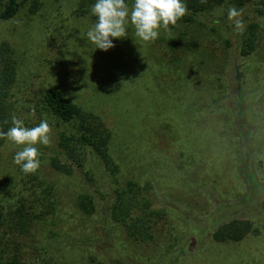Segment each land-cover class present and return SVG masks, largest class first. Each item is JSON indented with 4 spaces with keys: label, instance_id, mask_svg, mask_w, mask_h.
<instances>
[{
    "label": "rangeland",
    "instance_id": "1",
    "mask_svg": "<svg viewBox=\"0 0 264 264\" xmlns=\"http://www.w3.org/2000/svg\"><path fill=\"white\" fill-rule=\"evenodd\" d=\"M68 1L45 5L33 19L22 13L0 21V41L13 46L18 61L13 90L21 99L17 117L27 127L42 119L52 125L50 144L38 145L41 167L32 174L13 162L22 146L5 138L0 214L22 195L34 199L32 210L44 211L38 216V244L65 264H260L264 31L258 34L256 49L240 56L242 34L227 18L230 7L223 6L203 15L202 24L190 30L198 38L193 52L172 49L163 29L154 43L145 44L134 37L131 25L128 36L102 51L86 35L95 20L73 16ZM242 9L246 27L259 21L264 28V18L255 16L250 6ZM235 67L241 71L243 100ZM47 84L107 120L111 151L120 166L116 176L92 160L86 172L66 175L51 168L49 159L61 152L60 126L37 104ZM243 169L253 172L256 182L245 178ZM128 180L143 187L148 183L142 194L164 212L147 240L129 236L110 215L114 189ZM83 194L92 199L91 213L77 204ZM232 218L250 219L260 233L237 242L215 241L212 233L219 223ZM51 232L60 236L57 245L48 239ZM14 240L27 249L28 257V238Z\"/></svg>",
    "mask_w": 264,
    "mask_h": 264
},
{
    "label": "trees",
    "instance_id": "2",
    "mask_svg": "<svg viewBox=\"0 0 264 264\" xmlns=\"http://www.w3.org/2000/svg\"><path fill=\"white\" fill-rule=\"evenodd\" d=\"M54 1L0 0V21H12L22 13L26 19H33L34 16L42 13L45 5L50 6ZM94 2L95 0L68 1L73 16L79 18L91 16L95 20L91 14V6ZM128 2L131 4L132 0ZM186 3L189 12L175 26H169L170 30H165L171 37L168 41L169 46L172 49L180 47L184 52H193L198 47V38L191 34L190 30L199 27L202 24V16L217 7L235 6L242 9L250 6L255 16L264 18V0H204V2L186 0ZM262 31L264 28L259 21L248 23L239 45L240 56L248 57L256 49L259 43L258 34ZM17 74L18 61L13 46L6 40L0 41V131L6 132L12 126L11 117L18 116V110H20L19 100L21 99L13 91L17 83ZM235 75L236 89L240 100H243L239 67H235ZM39 100L40 102L37 103ZM39 100H34L35 104L41 103L60 126L57 132V144L61 152L49 159L51 168L66 175L74 170L86 172V163L92 160L99 162L113 176L119 173V163L111 151L112 130L105 118L64 96L56 85L43 86L39 91ZM237 116L240 121V114ZM241 124H243L242 121ZM4 141L5 138H0V157ZM61 154L65 160L61 159ZM242 173L245 178L256 182L253 172L247 173L246 169H243ZM256 185L258 186L257 183ZM146 186H141L135 180H128L125 186L114 189L115 195L110 208L111 218L123 226L129 236L140 240L151 238L152 224L164 216L163 210L153 208L149 198L142 194L143 190L148 189V183ZM31 192L34 194L35 191L31 189ZM253 195V192H250L249 197ZM33 202L34 199L27 201V198L22 195L9 207L8 211L0 214V264H65L54 259L53 254L49 253L43 245L38 244L40 241L36 233L39 225L38 216L44 214V211H40L41 213L33 211ZM77 204L85 213H91L94 210L92 199L86 194L80 195ZM152 220L154 221L151 222ZM259 233V227L250 219L232 218L220 222L212 233V237L217 242H237L250 234L258 235ZM15 238L24 240L28 238V241H24V247L30 251L28 257L27 249L21 248L18 245L19 241L14 240ZM48 239L52 244L57 245L60 236L51 232ZM263 248L264 243L258 253L262 254ZM263 258L264 256L258 258L260 264H264Z\"/></svg>",
    "mask_w": 264,
    "mask_h": 264
},
{
    "label": "clouds",
    "instance_id": "3",
    "mask_svg": "<svg viewBox=\"0 0 264 264\" xmlns=\"http://www.w3.org/2000/svg\"><path fill=\"white\" fill-rule=\"evenodd\" d=\"M188 12L186 0H132L131 4L128 0H95L91 6L95 21L86 35L95 48L108 51L115 46V39L129 35L131 25L134 37L150 44L159 38L161 29L170 30L169 26H175ZM227 18L237 33L245 31L243 9L228 8ZM11 125L6 132L0 131V138L22 146L13 156L14 164L25 174L37 172L41 167L38 145L50 144L52 125L48 119H42L35 127H27L16 115H12Z\"/></svg>",
    "mask_w": 264,
    "mask_h": 264
}]
</instances>
